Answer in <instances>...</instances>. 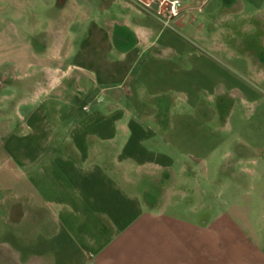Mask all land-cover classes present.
Returning a JSON list of instances; mask_svg holds the SVG:
<instances>
[{"label":"crops","instance_id":"obj_1","mask_svg":"<svg viewBox=\"0 0 264 264\" xmlns=\"http://www.w3.org/2000/svg\"><path fill=\"white\" fill-rule=\"evenodd\" d=\"M181 1L167 22L169 0H0V251L16 264H264V145L198 116L226 83L209 55L264 49L229 16L264 22V0ZM229 161L255 168H209Z\"/></svg>","mask_w":264,"mask_h":264},{"label":"rangeland","instance_id":"obj_2","mask_svg":"<svg viewBox=\"0 0 264 264\" xmlns=\"http://www.w3.org/2000/svg\"><path fill=\"white\" fill-rule=\"evenodd\" d=\"M238 2L243 3V0H238ZM184 9L185 6L183 5L182 12L174 18L170 17L168 11L167 22L179 18ZM48 14L51 13L45 12L44 14H41L40 17L46 19ZM239 14L235 15L234 13L229 15L234 21L233 29L239 30L242 29V27L247 26L248 31L259 30V33L262 32L261 35H264V22L259 18L257 19V15H252L256 22L244 23ZM246 14L249 15L248 10L245 15ZM40 24H42V28H46V23L42 21ZM248 26L250 28H248ZM164 28L167 32L178 36V40H181L187 46L189 45L188 43L193 44L190 37L181 30L173 28L171 23L165 25ZM247 44H249V46L246 47L247 49L241 47L243 49L237 48L236 50L231 47L232 53L230 55L228 53L209 55L210 61L216 64L217 74L222 76V79H225L226 83L210 87V92L213 93V102L207 101L200 103V112L198 116L201 117L202 115L207 114L209 120L207 122L214 124L217 129L231 128L233 132L241 130L243 132L242 138L248 143L264 145V49L260 51L256 49L262 45V42L260 45H256L257 39L255 37H250L249 40H247ZM244 63L248 64L249 69H242L240 67V65ZM216 82L218 83V78H216ZM128 87L129 83L124 82L119 86L116 85L100 89V95H98L92 103L98 104L103 102L104 97L102 94L105 91L126 89ZM88 109L86 111H88ZM201 120L203 121V119ZM220 152L223 151L216 152L217 156L215 158V163L218 162L217 158L219 157V154H221ZM258 154L263 157V162L259 165V169L261 170V173L264 174V149L259 151ZM209 168H212V173H240L241 170H251L254 169L255 166L251 163L242 166H234L229 161L222 162L221 166L213 165ZM14 260L15 258L13 256L11 257L0 251V264H16Z\"/></svg>","mask_w":264,"mask_h":264},{"label":"built area","instance_id":"obj_3","mask_svg":"<svg viewBox=\"0 0 264 264\" xmlns=\"http://www.w3.org/2000/svg\"><path fill=\"white\" fill-rule=\"evenodd\" d=\"M183 9V3L181 0H169V15L171 18L177 17ZM88 107H85L86 111Z\"/></svg>","mask_w":264,"mask_h":264}]
</instances>
